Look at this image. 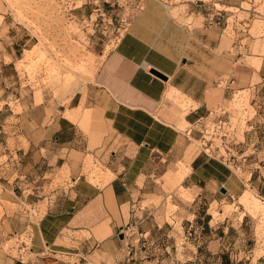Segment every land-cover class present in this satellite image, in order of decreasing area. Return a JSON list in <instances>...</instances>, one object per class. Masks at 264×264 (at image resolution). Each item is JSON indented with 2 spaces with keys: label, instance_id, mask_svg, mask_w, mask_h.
Listing matches in <instances>:
<instances>
[{
  "label": "rangeland",
  "instance_id": "obj_1",
  "mask_svg": "<svg viewBox=\"0 0 264 264\" xmlns=\"http://www.w3.org/2000/svg\"><path fill=\"white\" fill-rule=\"evenodd\" d=\"M142 1L0 0V263L17 256L19 242L2 230L8 219L35 222L56 190L70 182L72 167L88 181L91 171L111 170V153L121 141L101 121L94 98L105 84L108 54ZM164 1L173 14L189 3ZM212 5L224 10L228 29L237 25L242 37H253L240 65L254 66L251 54L264 45V0ZM239 79L221 105L222 122L215 123L219 109L191 128L196 144L230 165L242 181L240 194L249 189L262 209L249 212L238 195L213 201L208 190L193 200L191 191L166 179L180 164L168 161L154 176L157 194L140 201L142 219L126 228L120 264H264V196L250 187L254 167L264 159V90L249 87L256 78L246 73ZM70 87L75 90L65 98ZM181 99L163 107L181 117L193 106ZM68 112L78 115L70 119ZM59 117L81 132L74 145L64 148L44 137V128Z\"/></svg>",
  "mask_w": 264,
  "mask_h": 264
},
{
  "label": "crops",
  "instance_id": "obj_2",
  "mask_svg": "<svg viewBox=\"0 0 264 264\" xmlns=\"http://www.w3.org/2000/svg\"><path fill=\"white\" fill-rule=\"evenodd\" d=\"M203 1L201 8L189 2L186 11L173 14L164 0H143L119 35L106 60L105 84L94 98L101 121L121 141L111 153V170L102 172L100 182L90 179L91 171L90 182L72 167L70 182L56 190L35 222L7 220L5 235L25 234L18 241L26 243V264H120L126 228L141 218L142 197L157 194L154 176L168 161L180 164L166 179L191 191L193 200L208 190L213 201L238 195V203L249 212L262 209L249 189L240 194V177L226 162L202 150L191 130L195 121L224 104L241 73L256 78L247 83L253 90L258 85L264 90V45L251 54L257 59L255 67L242 68V50L250 52L253 37H242L237 25L228 29V24L204 21L212 4L236 7L242 0H212L211 5V0ZM70 89L64 90L65 98L75 90ZM181 97L193 105L181 117L163 107L167 100L181 103ZM77 115L66 113L70 119ZM182 122L187 125L178 127ZM80 133L66 117L44 128V137L64 148L74 145ZM263 139L258 151L262 155ZM262 160L254 167L250 187L264 196ZM13 258L8 264H15Z\"/></svg>",
  "mask_w": 264,
  "mask_h": 264
},
{
  "label": "built area",
  "instance_id": "obj_3",
  "mask_svg": "<svg viewBox=\"0 0 264 264\" xmlns=\"http://www.w3.org/2000/svg\"><path fill=\"white\" fill-rule=\"evenodd\" d=\"M187 2H191L192 4L196 5V6H203L205 5V2L203 0H188ZM224 10L223 9H219L215 6L212 5L211 8L205 10V14H204V21L207 24H214L216 26H226L227 24V18L224 16L223 14ZM220 109V113H216V122L218 125L220 122H222V116L225 113V110L222 108V106H220L219 108L215 109V110H211L208 111V113L206 115H203L201 118H199L197 121H195L194 123L200 122L202 119L207 120L211 114H213V112H215L216 110ZM224 123V122H223ZM192 130V128H191ZM196 139V138H195ZM200 146V145H199ZM202 150H204L206 153H208L205 149H203L202 147H200ZM210 154V153H208ZM212 155V154H211ZM13 236H15V242H19L21 243V245H19L17 247V256H15V260L18 264H26V260H25V250H26V243L24 241H18L19 240V234H17L16 232L12 233Z\"/></svg>",
  "mask_w": 264,
  "mask_h": 264
},
{
  "label": "bare ground",
  "instance_id": "obj_4",
  "mask_svg": "<svg viewBox=\"0 0 264 264\" xmlns=\"http://www.w3.org/2000/svg\"><path fill=\"white\" fill-rule=\"evenodd\" d=\"M71 90V89H70ZM98 170H94L90 173V179L93 181V182H100L103 180V173L102 172H97Z\"/></svg>",
  "mask_w": 264,
  "mask_h": 264
},
{
  "label": "water",
  "instance_id": "obj_5",
  "mask_svg": "<svg viewBox=\"0 0 264 264\" xmlns=\"http://www.w3.org/2000/svg\"><path fill=\"white\" fill-rule=\"evenodd\" d=\"M153 72H154V73H156V74H159V73H158V72H156V71H153ZM159 75H160V74H159ZM220 191H221V192H223V193H225V192H226L224 188H221V189H220Z\"/></svg>",
  "mask_w": 264,
  "mask_h": 264
},
{
  "label": "trees",
  "instance_id": "obj_6",
  "mask_svg": "<svg viewBox=\"0 0 264 264\" xmlns=\"http://www.w3.org/2000/svg\"><path fill=\"white\" fill-rule=\"evenodd\" d=\"M208 218V215L206 216V219ZM206 225H205V227L207 228V221H206V223H205ZM220 264H224L223 262H221Z\"/></svg>",
  "mask_w": 264,
  "mask_h": 264
}]
</instances>
